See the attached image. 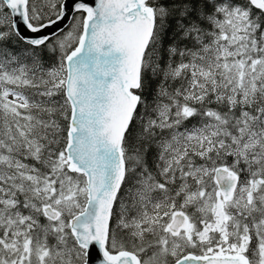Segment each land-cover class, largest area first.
<instances>
[{
    "label": "snow or ice",
    "instance_id": "1",
    "mask_svg": "<svg viewBox=\"0 0 264 264\" xmlns=\"http://www.w3.org/2000/svg\"><path fill=\"white\" fill-rule=\"evenodd\" d=\"M0 264H264V0H0Z\"/></svg>",
    "mask_w": 264,
    "mask_h": 264
}]
</instances>
